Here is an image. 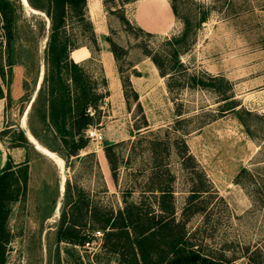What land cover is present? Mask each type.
<instances>
[{
	"label": "rangeland",
	"instance_id": "374dc122",
	"mask_svg": "<svg viewBox=\"0 0 264 264\" xmlns=\"http://www.w3.org/2000/svg\"><path fill=\"white\" fill-rule=\"evenodd\" d=\"M8 1L14 17L12 62L5 66L1 46L0 82L3 125L14 128H2L0 136L7 146H22L31 167L25 188L9 205L4 264H116V257L98 245L101 231H90L88 225L79 229L92 237L87 248L56 240L67 202L64 190L59 192V169L17 134L31 97L35 100L26 117L36 140L62 159L64 181L81 189L92 204L116 208L122 206V199L135 201L146 187L165 179L167 170L177 218L182 216L189 190L198 184L206 190L193 200L200 210L185 218L190 241L201 253L233 264H264V197L256 200L249 188L234 183L241 167H258L264 177V0H173L176 17L172 20L169 0H102L106 37L121 48L114 60L119 86L110 89L97 41L90 40L92 30L68 19L69 40L95 50L91 59L80 64L104 93L96 111L90 110V126L102 139L96 143L86 138L77 158L66 155L65 146L38 122L36 113L46 91L43 84L37 96L35 88L39 72L40 84L43 77L47 1L27 2L36 13L19 0ZM134 10L141 27L159 32L139 30ZM202 14L205 20L200 22ZM103 38L98 37V42L108 49ZM174 50L180 51L176 57ZM146 55L156 58L167 74L160 77ZM209 76L217 80L210 82ZM197 78L206 87L194 85ZM123 79L129 86L121 85ZM105 143L113 144L114 181L102 151ZM185 153L190 160H182ZM144 196L155 213L152 195L145 192Z\"/></svg>",
	"mask_w": 264,
	"mask_h": 264
},
{
	"label": "trees",
	"instance_id": "16d2710c",
	"mask_svg": "<svg viewBox=\"0 0 264 264\" xmlns=\"http://www.w3.org/2000/svg\"><path fill=\"white\" fill-rule=\"evenodd\" d=\"M46 1L45 14L48 18V34L44 46L43 77L37 90V96L42 91L43 84L46 91L44 103L36 113L38 122L46 129L51 130L65 146L66 155L77 158L78 151L83 149L87 143L83 134L84 130L92 124L93 114H90V110L96 111L104 93L95 87L94 82L80 63L69 59L68 52L76 46L66 35V22L68 19H72L76 23H81L85 29L90 30L91 24L85 17V0ZM27 2L32 5L31 0H27ZM168 3L173 17H176L173 0H169ZM34 6L38 8V5ZM13 19L11 3L8 0H0V48L2 46L5 49V66L8 68L12 62L10 41ZM120 19L123 20V18ZM204 20V15H200L199 21L203 22ZM90 38L91 42H94L92 33ZM105 41L116 61L121 48L108 37H105ZM0 53L2 52L0 51ZM178 53L180 51L174 50L172 54L176 57ZM146 56L156 66L160 77L167 74L158 64L156 58ZM1 57L2 54H0V81L3 78ZM208 78L210 82L217 80L216 77L209 76ZM193 83L202 88L206 87L198 78L193 80ZM121 85L129 86L128 80H121ZM131 94L136 99L135 92L131 91ZM3 97L0 82V98ZM32 106L33 104L30 105L29 113ZM233 108L234 106L228 107L230 110ZM27 126L30 133L36 138V132L30 126L28 118ZM17 134L24 140V134L20 129ZM112 147L113 144L105 143L102 151L109 167L110 176L114 181L116 167ZM190 158L189 154L185 153L182 160H190ZM164 175L165 179L153 182L151 186L142 190V194L137 200L122 199V206L116 208L92 204L81 189L71 188L65 179L63 190L67 202L63 205L59 216L56 240L82 245L84 241L92 239L88 233L79 231L88 225L90 231H101L102 237L99 245L106 254L116 257V264H233L229 260L201 253L198 245L190 241L189 233L185 229L187 220L185 218L200 210L193 204L194 198L206 190L202 189L201 184L195 185L189 190L187 201L181 211L184 218L182 216L177 218L172 202L170 185L172 176L167 170ZM26 179V165H13L6 161L0 170V264H4V246L9 237L6 228L9 205L16 200L18 192L25 188ZM234 183L249 188L256 200L259 197H264V177L261 176L258 167H241L234 176ZM145 192L150 193L155 200L157 208L155 213L153 210H149V206L145 203ZM248 261L252 262L250 258ZM90 262L88 264H94L92 261Z\"/></svg>",
	"mask_w": 264,
	"mask_h": 264
},
{
	"label": "crops",
	"instance_id": "0c3cea01",
	"mask_svg": "<svg viewBox=\"0 0 264 264\" xmlns=\"http://www.w3.org/2000/svg\"><path fill=\"white\" fill-rule=\"evenodd\" d=\"M167 3H168V1H167ZM168 8H169V12L171 14V20H172L173 15H172V12L170 10L169 3H168ZM135 9H136V6H135ZM133 14H134L133 20L139 28H141L147 32H159V31L150 30V29L148 30L146 28L141 27V25L135 19V10H134ZM85 17L91 24V30L93 32L94 39L97 41L96 46H98L100 49L98 51V57H99V62L101 63V66L103 68L104 77L107 79V82H108L107 88L110 89V87L112 85L114 86L116 84L119 86V79L117 78V74L115 71V62H114L113 56H112L111 52L109 51V49H107L106 47L102 48V46H106V45H102L100 42H98V37H101V36L104 37L103 39L105 40V37L107 35V30H108L106 12L103 11V9H102V0H85ZM94 51L95 50H93L88 45H79V46H76L75 48H72L68 52V57L71 61H73L75 63H83V62H86L87 60L92 58ZM39 84H40V80L38 82L37 87L35 88V91L38 90ZM31 98H32L31 102H33L34 97H31ZM29 108H30V105H29V107L25 113V119H24V127L26 128L28 133H30V131L26 127V121H27L26 115L29 112ZM4 113H5V108H4V97H3V98H0V132H1L2 128L8 129V128L14 126V125H7L6 127L4 126L5 125V114ZM20 127H21V125L19 124L18 128L20 129ZM12 128H14V127H12ZM24 138L26 139L25 135H24ZM26 141H27V139H26ZM40 145H42V144H40ZM32 148H33V146H32ZM33 150L36 153H38L41 157L50 160L48 157H46L44 154L40 153L36 149L33 148ZM25 154H26L25 150L23 149L22 146H7L6 144H4V141L1 139V136H0V170L3 167V165L5 164V162L9 161L13 165H18V164L26 165L27 171H28L31 167V165H30L31 160H29V158ZM99 160H100V158H99ZM52 164H53V162H52ZM100 164H101V160H100ZM101 166L104 167L102 164H101ZM101 172H103L102 169H101ZM104 172L107 173L105 167H104Z\"/></svg>",
	"mask_w": 264,
	"mask_h": 264
},
{
	"label": "bare ground",
	"instance_id": "6f19581e",
	"mask_svg": "<svg viewBox=\"0 0 264 264\" xmlns=\"http://www.w3.org/2000/svg\"><path fill=\"white\" fill-rule=\"evenodd\" d=\"M22 1V4L28 9L31 10V12L33 13H36L37 11L35 9H32L30 8L26 3H24L23 0ZM26 1V0H25ZM27 2V1H26ZM40 73L39 72V76H38V79H37V83H36V87L38 85V82H39V79H40ZM32 101V100H31ZM31 103V102H30ZM30 103L27 105L26 109H25V112L24 114L21 116L20 118V125L21 126H24V119H25V113L30 105ZM26 139L27 141L33 146L34 149H36L37 151H39L40 153L44 154L45 156H47L48 158L52 159L55 164L57 165L58 169H59V173H60V185H59V192H62L63 191V175L61 174V170H63V163H62V159H60V157H58L54 152L48 150L47 148H45L44 146L40 145L38 143V141L28 132H26ZM66 179V178H65ZM61 195V194H60ZM57 208V206H56ZM56 208H55V211H56Z\"/></svg>",
	"mask_w": 264,
	"mask_h": 264
},
{
	"label": "built area",
	"instance_id": "2783aa9c",
	"mask_svg": "<svg viewBox=\"0 0 264 264\" xmlns=\"http://www.w3.org/2000/svg\"><path fill=\"white\" fill-rule=\"evenodd\" d=\"M84 136L88 140L95 141L96 143H99L101 141V139H102L101 138V134L96 130L95 127H92V126H88L84 130ZM95 233H99V232L96 231ZM92 241H93L92 239L84 241L83 244L81 245V247H86L87 248V247L91 246Z\"/></svg>",
	"mask_w": 264,
	"mask_h": 264
},
{
	"label": "water",
	"instance_id": "95a60500",
	"mask_svg": "<svg viewBox=\"0 0 264 264\" xmlns=\"http://www.w3.org/2000/svg\"><path fill=\"white\" fill-rule=\"evenodd\" d=\"M19 1L22 3L21 0H19ZM23 1H24V3L27 4V2H26L25 0H23ZM27 5H28V4H27ZM36 11H37V10H36ZM20 129H21V131L23 132V134L26 136V132H27L26 128H25L24 126H21ZM61 174H62V175L64 174L63 170H61ZM63 180H64V178H63Z\"/></svg>",
	"mask_w": 264,
	"mask_h": 264
}]
</instances>
